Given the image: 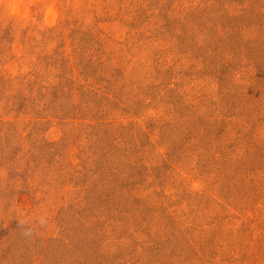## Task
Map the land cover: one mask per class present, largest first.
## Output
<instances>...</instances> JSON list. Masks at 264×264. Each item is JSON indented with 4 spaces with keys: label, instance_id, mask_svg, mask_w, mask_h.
<instances>
[{
    "label": "rangeland",
    "instance_id": "rangeland-1",
    "mask_svg": "<svg viewBox=\"0 0 264 264\" xmlns=\"http://www.w3.org/2000/svg\"><path fill=\"white\" fill-rule=\"evenodd\" d=\"M0 264H264V0H0Z\"/></svg>",
    "mask_w": 264,
    "mask_h": 264
}]
</instances>
